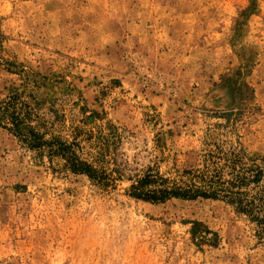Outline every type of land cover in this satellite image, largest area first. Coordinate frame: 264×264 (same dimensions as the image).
<instances>
[{"label":"rangeland","instance_id":"rangeland-1","mask_svg":"<svg viewBox=\"0 0 264 264\" xmlns=\"http://www.w3.org/2000/svg\"><path fill=\"white\" fill-rule=\"evenodd\" d=\"M31 106L74 173L0 124V264H264L260 228L223 199L131 194L264 166V0H0V105Z\"/></svg>","mask_w":264,"mask_h":264},{"label":"trees","instance_id":"trees-1","mask_svg":"<svg viewBox=\"0 0 264 264\" xmlns=\"http://www.w3.org/2000/svg\"><path fill=\"white\" fill-rule=\"evenodd\" d=\"M32 110L27 102L21 101L20 95L12 94L0 105V124L4 123L31 148L48 147L52 153L63 155L74 173L102 180L104 175L75 153L73 143H61L55 137L47 140L45 134L30 120ZM234 156V166H229L232 169L228 174L219 168L212 174L198 170V176H195L198 179L185 185H170L168 179L162 176L147 174L132 185L131 194L152 203L166 202L171 198L223 199L256 223L264 238V166L257 162L258 159L245 161L248 157L246 152L234 153Z\"/></svg>","mask_w":264,"mask_h":264}]
</instances>
